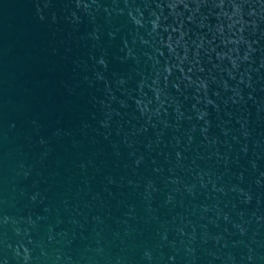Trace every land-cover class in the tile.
Wrapping results in <instances>:
<instances>
[{
    "label": "water",
    "instance_id": "obj_1",
    "mask_svg": "<svg viewBox=\"0 0 264 264\" xmlns=\"http://www.w3.org/2000/svg\"><path fill=\"white\" fill-rule=\"evenodd\" d=\"M0 264H264V0H0Z\"/></svg>",
    "mask_w": 264,
    "mask_h": 264
},
{
    "label": "clouds",
    "instance_id": "obj_2",
    "mask_svg": "<svg viewBox=\"0 0 264 264\" xmlns=\"http://www.w3.org/2000/svg\"><path fill=\"white\" fill-rule=\"evenodd\" d=\"M137 23H139V21H137ZM100 63H104V61H103V60H101V61H100Z\"/></svg>",
    "mask_w": 264,
    "mask_h": 264
}]
</instances>
